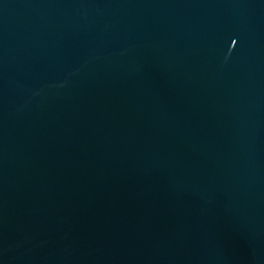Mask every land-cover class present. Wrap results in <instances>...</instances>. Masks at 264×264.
Wrapping results in <instances>:
<instances>
[{
  "label": "water",
  "instance_id": "obj_1",
  "mask_svg": "<svg viewBox=\"0 0 264 264\" xmlns=\"http://www.w3.org/2000/svg\"><path fill=\"white\" fill-rule=\"evenodd\" d=\"M0 264H264V0H0Z\"/></svg>",
  "mask_w": 264,
  "mask_h": 264
}]
</instances>
